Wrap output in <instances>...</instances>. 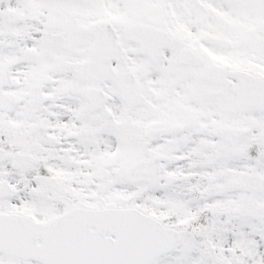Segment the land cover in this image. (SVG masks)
<instances>
[{
    "label": "snow or ice",
    "instance_id": "obj_1",
    "mask_svg": "<svg viewBox=\"0 0 264 264\" xmlns=\"http://www.w3.org/2000/svg\"><path fill=\"white\" fill-rule=\"evenodd\" d=\"M0 264H264V0H0Z\"/></svg>",
    "mask_w": 264,
    "mask_h": 264
}]
</instances>
